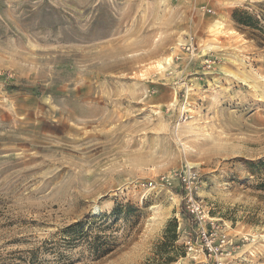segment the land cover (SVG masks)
Wrapping results in <instances>:
<instances>
[{
	"label": "rangeland",
	"instance_id": "1",
	"mask_svg": "<svg viewBox=\"0 0 264 264\" xmlns=\"http://www.w3.org/2000/svg\"><path fill=\"white\" fill-rule=\"evenodd\" d=\"M207 3L0 0V264H264V0Z\"/></svg>",
	"mask_w": 264,
	"mask_h": 264
},
{
	"label": "built area",
	"instance_id": "2",
	"mask_svg": "<svg viewBox=\"0 0 264 264\" xmlns=\"http://www.w3.org/2000/svg\"><path fill=\"white\" fill-rule=\"evenodd\" d=\"M206 1V5L203 6L205 12L212 13V8ZM183 173L181 176V182L185 185V193L183 199V207L187 216H190L193 222L197 224L194 229L196 242L187 241L188 248H191L192 244H198L202 255L209 258L216 259L217 257L226 254L230 255V251H227L230 247V241L225 232L221 231L219 225L212 221H206V215H204L203 205L200 200L195 197L196 190L198 188L195 180V174ZM206 224H208L206 226Z\"/></svg>",
	"mask_w": 264,
	"mask_h": 264
},
{
	"label": "trees",
	"instance_id": "3",
	"mask_svg": "<svg viewBox=\"0 0 264 264\" xmlns=\"http://www.w3.org/2000/svg\"><path fill=\"white\" fill-rule=\"evenodd\" d=\"M232 18H234L235 22L242 27L254 28V26H255L254 18H252L251 16H248V15L244 16V15L239 14L237 12H233ZM259 188L264 191V182H262L259 185ZM175 227H176L175 222L169 221V224L167 225V227L165 228V231H164L165 236L167 237V234L171 233L172 234L171 237L174 238ZM89 245H91V249L95 253V255H97V257L102 256V254H104L106 251L103 248H101V246H98V243L95 241V239L92 242H90Z\"/></svg>",
	"mask_w": 264,
	"mask_h": 264
},
{
	"label": "bare ground",
	"instance_id": "4",
	"mask_svg": "<svg viewBox=\"0 0 264 264\" xmlns=\"http://www.w3.org/2000/svg\"><path fill=\"white\" fill-rule=\"evenodd\" d=\"M170 58H171V57L165 58V60H163V62H166V63L169 62ZM161 64H162V63H161ZM158 66H160L159 62H158ZM161 67L163 68V66H161Z\"/></svg>",
	"mask_w": 264,
	"mask_h": 264
}]
</instances>
